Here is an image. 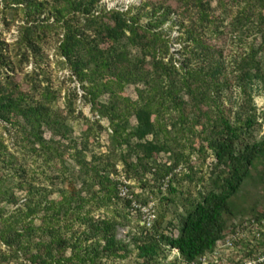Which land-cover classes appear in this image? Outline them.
I'll use <instances>...</instances> for the list:
<instances>
[{"label":"trees","instance_id":"trees-1","mask_svg":"<svg viewBox=\"0 0 264 264\" xmlns=\"http://www.w3.org/2000/svg\"><path fill=\"white\" fill-rule=\"evenodd\" d=\"M100 1L0 2L7 26L21 19L12 43L0 31V124L8 131V125L17 128L20 142L46 163L66 169V157L72 158L84 178L81 187L69 181L59 198L21 181L26 199L8 213V205L19 203L6 186V169L16 167L17 157L0 134L2 264H106L104 260L127 258L130 244L117 236V227L124 224L119 211L94 215L121 202L125 217L140 224L132 240L142 264L191 263L212 252L247 218L229 224L236 194L251 168L264 162V138L253 139L259 118L255 93L264 92V0H145L98 11ZM174 26L177 36L171 34ZM229 34L242 43L253 35L260 42L242 44L237 59L228 62L222 43ZM54 37L56 56L98 116L88 120L80 147L68 124L78 94L66 93V113L57 108L59 95L44 63V46ZM29 63L35 65L31 72L25 70ZM127 85L136 86L137 99L122 93ZM102 118L110 122L109 147L88 160L89 139L95 125L103 128ZM46 130L52 137L45 136ZM196 151H211L216 161L207 189L195 201L186 198L190 207L180 228L169 223L173 227L163 229L164 215L151 228L142 225L133 202L146 205L149 199L134 192L133 199L120 195L123 179L114 177L117 164H123V178H137L142 188L159 186L162 192L167 183L174 193L180 174L194 179L197 168L190 162ZM162 153L171 155L169 162L158 160ZM148 173L152 181L145 178ZM253 212L251 217L262 221L264 212ZM173 251L176 258L165 263Z\"/></svg>","mask_w":264,"mask_h":264},{"label":"rangeland","instance_id":"rangeland-1","mask_svg":"<svg viewBox=\"0 0 264 264\" xmlns=\"http://www.w3.org/2000/svg\"><path fill=\"white\" fill-rule=\"evenodd\" d=\"M2 0H0L1 2ZM145 0H101L99 2L98 11L105 8H113L116 6L126 7L130 4L142 5ZM1 7V3H0ZM148 9V8H147ZM137 10H134L136 12ZM145 11L143 14L145 15ZM4 15L0 10V31L1 36L7 40L8 43H12L17 39L18 35V25L21 23V19L18 17L11 22L10 26L4 21ZM11 14H6L8 21H11ZM146 20V18H144ZM228 21H225V24H228ZM171 25V22L166 24V29ZM170 33V32H169ZM171 34L177 36V26H174L171 29ZM223 44V49L228 62H234L237 59L236 55L240 53L242 44L245 47H248L250 43H253L258 46L260 38H256L254 35L245 39L242 43L239 38L235 36L228 35L225 38ZM56 45L57 39L54 37L51 39V42L44 46L45 53V66L48 67V75L51 77L52 86L58 92L59 99L56 101V107L60 108L64 113H66L65 108V95L67 92L72 91L78 94V97L75 100L73 108L75 112L69 119V125L73 128L72 137L75 139L79 147L83 140V133L87 129L88 120H95L98 118L97 113L93 110L91 103L86 100L83 96V89L79 86L77 81L71 80V71L67 66H63L58 56H56ZM235 66V64H234ZM34 63H29L25 65V70L31 72L34 69ZM20 76L23 75V72H20ZM43 78V76L41 77ZM236 91V90H235ZM234 91V92H235ZM237 92V91H236ZM122 93L126 96H130L133 99H137V92L135 85H127ZM236 96V95H235ZM107 96L103 97L105 100ZM255 105L257 107V113L259 115L258 123L253 128V139L260 140L264 138V92L257 95L255 93ZM2 123V122H1ZM100 123L103 128L95 125V135L91 136L89 139L88 150L86 151V156L88 160H91V155L97 153H105L109 147V138L108 132L110 129V122L106 118L100 119ZM137 121L135 118H132L131 125L135 126ZM10 131H8L2 124H0V134L4 135L6 138V143L9 145L10 151L17 157L16 167L13 169H6V173L9 174L6 186L11 188L12 191L16 194L19 199V203L11 204L7 206L8 213L12 212L23 204L27 196V190L19 188V183L21 181H27L28 183H33L37 187H45L46 190L52 191L51 198H59L60 191L66 189L69 185V181H74L78 187H81L83 184L84 178H79V168L76 162L66 157V169L59 163L50 162L46 163L42 156L35 154L30 148L25 146L20 142V134L18 133L17 128H13L11 125H8ZM45 136L47 138L52 137V134L49 130H46ZM58 139V137H55ZM198 147V144H196ZM171 155L167 153H162L158 160L163 162H169ZM215 157L211 151H207L205 154H199L197 151L192 154L190 164H193L196 167L197 172L193 180L183 178L184 175L180 174L178 180L173 182V186L177 189L176 192H171L168 188V185H163L161 191L159 192L157 188L154 187V191L150 187L142 188L141 182L137 178L126 179L129 181V187L131 193L141 195V199H149V204L153 206L157 216L164 215V222L162 228L166 229L170 226L169 223H173L175 228H180L182 218L188 212L190 207V201H186V198H190L191 201H195L199 197V192L207 189L210 182V174L213 165L215 164ZM116 168L118 169V175L114 176L117 179H125L122 176L125 175L123 171V164L118 163ZM25 170V172H24ZM187 171V170H186ZM59 177V178H57ZM202 177V178H201ZM145 178L147 180H153L154 176L148 173ZM153 183V182H151ZM167 197L170 200H167ZM119 211L120 215L118 220L124 224H121L117 227V236L119 239H122L125 242L130 244L131 252L129 256L125 259H109L104 260L106 264H142V260L137 258V249L133 243L134 234H139L140 224L138 220L133 219L127 216V208L121 202L119 205H113L110 208V211H106L105 208L97 210L94 212L96 217L103 215H112L111 211ZM234 216L230 218L229 224L235 223L238 220H241L243 217H248L252 215L253 210H256V213L264 212V162H259L255 167L251 168V175L245 180L242 184L239 192L235 196V206L233 207ZM42 215V214H41ZM142 216V213H141ZM41 219L37 220V223H40ZM169 225V227H168ZM249 229L247 231L246 239L242 244V248L236 251L237 256L244 254V250L248 248L247 245L255 243L258 240L257 235L255 234V229ZM178 229L175 231V235L178 233ZM264 239V238H263ZM5 250V246H2ZM176 251H173L169 256V259L165 260V263L173 261L176 258ZM234 257V253L233 256ZM236 257V256H235ZM2 264V263H0ZM3 264H17V262H7Z\"/></svg>","mask_w":264,"mask_h":264},{"label":"built area","instance_id":"built-area-1","mask_svg":"<svg viewBox=\"0 0 264 264\" xmlns=\"http://www.w3.org/2000/svg\"><path fill=\"white\" fill-rule=\"evenodd\" d=\"M120 186V195L122 197L133 199L134 195L130 191L129 181L122 180ZM134 209L142 213L141 224L151 228L157 218L155 209L151 204L143 205L141 203L133 202ZM248 218V217H247ZM243 223H239L235 229H230L226 237L217 242L216 248L212 252H208L200 256L197 260L191 263L183 264H264V218L258 222L255 218L249 217ZM238 223V222H236ZM255 229V234L258 240L251 243L244 251L252 252L251 256L245 253L240 257L237 256L236 251L242 248V244L247 236L249 229ZM234 253V257L233 256ZM236 256V257H235Z\"/></svg>","mask_w":264,"mask_h":264}]
</instances>
